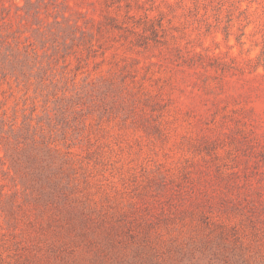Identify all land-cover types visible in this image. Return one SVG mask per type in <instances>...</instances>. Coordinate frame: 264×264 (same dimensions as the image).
I'll list each match as a JSON object with an SVG mask.
<instances>
[{"label": "rangeland", "instance_id": "374dc122", "mask_svg": "<svg viewBox=\"0 0 264 264\" xmlns=\"http://www.w3.org/2000/svg\"><path fill=\"white\" fill-rule=\"evenodd\" d=\"M263 50L264 0H0V264H264V68L189 61Z\"/></svg>", "mask_w": 264, "mask_h": 264}, {"label": "trees", "instance_id": "16d2710c", "mask_svg": "<svg viewBox=\"0 0 264 264\" xmlns=\"http://www.w3.org/2000/svg\"><path fill=\"white\" fill-rule=\"evenodd\" d=\"M196 2H198V0H195ZM113 4V3H112ZM128 9H130V6H127ZM240 14H243L242 11H240ZM127 18H133V15H130L129 13L127 14ZM158 18L151 16L148 13H145L142 17V22L138 23L140 27V31L142 32V34H144V38L142 39V44L140 45H144V47H147L150 45V42H154L157 43L159 42L160 38H163V42H167V41H174L176 43V37L172 34L167 35L166 34V30L164 29V25H163V12L158 10ZM170 20H168L169 22ZM228 21L230 22L231 19H228ZM146 33H150V36H145ZM162 33V35H161ZM166 37H168L167 41H166ZM179 46L176 43V48H178ZM262 56H264V50L261 52V55L259 58H262ZM208 59V60H214L212 63L210 62H205L204 59ZM190 61V65H201L203 67H210L212 69L215 70H219L221 71L223 74L228 73L231 71V69H234L236 71L239 72H243L245 69H247L246 67L248 66V69H252V72H256L258 67H263L264 68V62H261V60L258 59V61H256V63L251 64L250 60H245L243 62L240 61H236V59L234 58H230V63L226 60H224L223 58H221L218 55H213V56H209L207 54H203L200 52H196V51H192V55L189 58ZM197 63V64H196ZM232 66H231V65Z\"/></svg>", "mask_w": 264, "mask_h": 264}]
</instances>
